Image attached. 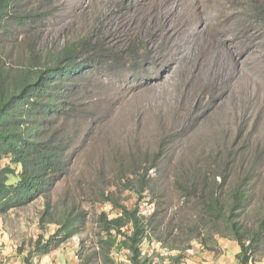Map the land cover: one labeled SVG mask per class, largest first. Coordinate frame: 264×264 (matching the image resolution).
I'll list each match as a JSON object with an SVG mask.
<instances>
[{
    "label": "rangeland",
    "instance_id": "374dc122",
    "mask_svg": "<svg viewBox=\"0 0 264 264\" xmlns=\"http://www.w3.org/2000/svg\"><path fill=\"white\" fill-rule=\"evenodd\" d=\"M255 2L264 4L21 1L18 9H32L35 21L12 26L2 41L12 66L29 65L28 47L53 56L83 37L114 53L142 41L146 56L138 72L87 70L73 91L67 174L46 199L0 215V264H24L37 236H51L52 222L71 208L83 219L78 233L47 254H34L30 264H130L127 251L103 254L98 218L120 213L103 196L132 208L142 191L139 177L145 186L140 213L155 212L151 238L141 246L151 264H238L231 232L205 218L189 188L197 182V190L204 185L207 194L225 199L247 180L248 197L236 220L247 238L257 231L264 216V23L246 15ZM47 202L51 215L41 223ZM249 264H264V228Z\"/></svg>",
    "mask_w": 264,
    "mask_h": 264
},
{
    "label": "trees",
    "instance_id": "16d2710c",
    "mask_svg": "<svg viewBox=\"0 0 264 264\" xmlns=\"http://www.w3.org/2000/svg\"><path fill=\"white\" fill-rule=\"evenodd\" d=\"M21 1L0 0V215L39 198L46 199L52 187L66 176L73 147V130L69 127L76 113L73 91L84 82L87 70L112 68L138 72L146 56L142 41L140 45L129 43L126 51L114 53L107 52L98 41L83 37L67 41L53 56L42 57L33 47H28L29 65L12 66L9 62L11 52L1 46L2 41L9 40L12 26L17 28L35 21L32 9H18ZM246 15L255 22L264 23V4L255 2ZM122 53L128 61H123ZM201 181L203 185L205 179ZM246 181L240 182L225 199L217 197L214 191L207 194L204 185L197 190V182L189 188L191 195L203 206L205 218L231 232L239 247L235 257L238 264L252 261L260 229L264 228L263 216L257 231L247 238L242 224L236 220L237 212L248 197ZM138 183L142 191L137 192L132 208L103 196L104 202L115 205L120 213L111 219L105 213L99 216L103 233L99 247L103 254H110L115 248L127 251L130 264H151L142 255L141 246L151 238V219L155 212L149 217L140 213L138 203L145 192L144 179L139 177ZM179 185L186 195L190 194L188 186ZM50 208L47 202L41 223L44 217L51 215ZM82 220L81 213L71 208L58 221H53V234L47 236L41 232L37 236L32 250L23 256L24 264H30L34 254H47L52 246L66 243L78 233Z\"/></svg>",
    "mask_w": 264,
    "mask_h": 264
}]
</instances>
